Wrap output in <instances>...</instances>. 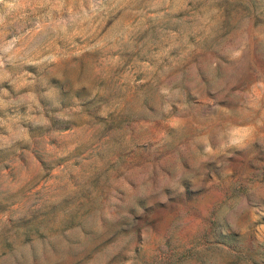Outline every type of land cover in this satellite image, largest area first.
I'll return each mask as SVG.
<instances>
[{
	"label": "rangeland",
	"instance_id": "rangeland-1",
	"mask_svg": "<svg viewBox=\"0 0 264 264\" xmlns=\"http://www.w3.org/2000/svg\"><path fill=\"white\" fill-rule=\"evenodd\" d=\"M0 264H264V0H0Z\"/></svg>",
	"mask_w": 264,
	"mask_h": 264
}]
</instances>
